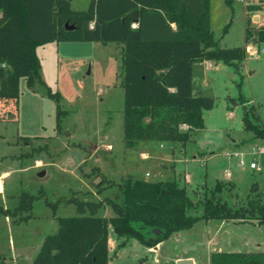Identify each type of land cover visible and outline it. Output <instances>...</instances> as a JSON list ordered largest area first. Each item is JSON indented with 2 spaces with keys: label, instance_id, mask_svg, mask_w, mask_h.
<instances>
[{
  "label": "rangeland",
  "instance_id": "obj_1",
  "mask_svg": "<svg viewBox=\"0 0 264 264\" xmlns=\"http://www.w3.org/2000/svg\"><path fill=\"white\" fill-rule=\"evenodd\" d=\"M245 1L209 0L210 26L220 46L245 44L246 18L252 26L264 22L262 1ZM70 6L82 8L84 3L71 0ZM261 48L248 53L238 68L222 61L221 66L214 60L193 61L192 93L212 96L214 104L204 111V127L184 146L140 141L125 148L119 46L81 40L38 45L40 75L65 112L57 127L55 100L23 77L15 99L0 98V206L9 211L0 214V253L6 264H29L43 237L56 230V218L76 213L74 200L114 198L116 188L109 183L125 176L174 180L193 201H201L222 181L227 185L216 195L228 205L245 206L258 193L264 202V138L244 129L242 120L243 104L253 106L264 126ZM239 96L242 103L230 99L239 101ZM249 119L258 122L251 113ZM252 161L260 170L249 168ZM21 192L34 197L29 211L15 210ZM98 212L112 215L109 205ZM191 213H201V206ZM213 251H264V223L200 219L155 249L116 236L107 226L106 264H175L176 256L210 264Z\"/></svg>",
  "mask_w": 264,
  "mask_h": 264
},
{
  "label": "trees",
  "instance_id": "obj_2",
  "mask_svg": "<svg viewBox=\"0 0 264 264\" xmlns=\"http://www.w3.org/2000/svg\"><path fill=\"white\" fill-rule=\"evenodd\" d=\"M69 1L0 0V98L18 96L20 77L30 87L37 83L56 102L58 127L65 111L40 75L36 47L61 40L112 42L120 52L125 148L140 141L184 146L204 127V111L214 104L212 96L192 93L193 61H222L238 68L248 53L264 46V22L252 26L248 18L245 44L220 46L210 26L209 0H88L83 9L71 8ZM230 99L243 102L241 96ZM243 109L244 129L264 138L254 107L243 104ZM109 184L116 188L114 198L74 200L76 213L56 218V230L43 237L29 264H106L108 224L116 236L151 247L200 219L264 223L259 193L245 206L232 207L216 195L227 185L222 181L201 201H193L174 180L125 176ZM33 199L21 192L15 210L29 211ZM104 205L112 210L107 218L98 212ZM199 206L201 213H191ZM0 214L9 211L0 206ZM0 264H6L2 253ZM210 264H264V251H213Z\"/></svg>",
  "mask_w": 264,
  "mask_h": 264
},
{
  "label": "built area",
  "instance_id": "obj_3",
  "mask_svg": "<svg viewBox=\"0 0 264 264\" xmlns=\"http://www.w3.org/2000/svg\"><path fill=\"white\" fill-rule=\"evenodd\" d=\"M243 1L246 2L245 0H243ZM260 1H262V3L258 2V4L260 3V4H262V6H264V0H260ZM247 3L249 4V2H247ZM263 14H264V12H263ZM253 16H255L254 17L255 20H258L259 17L256 14H253ZM261 50L264 52V46L261 48ZM260 152H264V149H261ZM249 168L255 169V170H260V167L257 166V164L254 161L249 163Z\"/></svg>",
  "mask_w": 264,
  "mask_h": 264
},
{
  "label": "crops",
  "instance_id": "obj_4",
  "mask_svg": "<svg viewBox=\"0 0 264 264\" xmlns=\"http://www.w3.org/2000/svg\"><path fill=\"white\" fill-rule=\"evenodd\" d=\"M70 1H71V0H70ZM70 1H69V3H70ZM87 2H88V0H83L84 6H83L82 8H76V7H72V6H70V7H71V8H75V9H83V8L86 7ZM254 17H255V16H253V18H254ZM171 25H173V24H171ZM93 42H94V41H93ZM218 65L221 66V63L219 62ZM157 246H158V243L155 244V245L153 246V249H155V247H157ZM187 258H191V259H192V257L176 256V257L174 258V260L187 259ZM192 264H196L195 261H194V259H192Z\"/></svg>",
  "mask_w": 264,
  "mask_h": 264
},
{
  "label": "water",
  "instance_id": "obj_5",
  "mask_svg": "<svg viewBox=\"0 0 264 264\" xmlns=\"http://www.w3.org/2000/svg\"><path fill=\"white\" fill-rule=\"evenodd\" d=\"M71 25H68L67 27H70ZM175 264H192V260L190 259H179L176 260Z\"/></svg>",
  "mask_w": 264,
  "mask_h": 264
}]
</instances>
